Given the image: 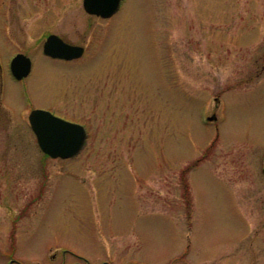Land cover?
<instances>
[{
    "label": "rangeland",
    "instance_id": "374dc122",
    "mask_svg": "<svg viewBox=\"0 0 264 264\" xmlns=\"http://www.w3.org/2000/svg\"><path fill=\"white\" fill-rule=\"evenodd\" d=\"M0 50V264H264V0H0ZM36 107L79 154L43 155Z\"/></svg>",
    "mask_w": 264,
    "mask_h": 264
},
{
    "label": "water",
    "instance_id": "95a60500",
    "mask_svg": "<svg viewBox=\"0 0 264 264\" xmlns=\"http://www.w3.org/2000/svg\"><path fill=\"white\" fill-rule=\"evenodd\" d=\"M120 2L121 0H83L82 6L87 14L106 19L118 10ZM43 53L53 58L71 60L80 57L83 48L50 35L44 43ZM10 71L17 80L26 77L30 71V60L22 54L16 55L11 61ZM211 119L214 117H209ZM28 121L41 151L51 158L66 159L75 156L86 138L81 125L67 122L45 110H32Z\"/></svg>",
    "mask_w": 264,
    "mask_h": 264
},
{
    "label": "flooded vegetation",
    "instance_id": "af4514ba",
    "mask_svg": "<svg viewBox=\"0 0 264 264\" xmlns=\"http://www.w3.org/2000/svg\"><path fill=\"white\" fill-rule=\"evenodd\" d=\"M48 35H50V34H48ZM47 35V36H48ZM46 36V37H47ZM46 37H45V39H46ZM61 38V37H60ZM45 39H44V41H45ZM64 42H67V41H65L63 38H61ZM44 43V42H43ZM43 43H42V47H43ZM68 43V42H67ZM71 44V43H70ZM75 45H78V44H75ZM81 46V45H80ZM1 51V50H0ZM17 54H23L24 56H26V57H28L29 59H30V62H31V66H30V73L33 71V69H34V63H33V60H32V58L30 57V56H28V55H26V54H24V53H21V52H17V53H15L11 58H7V64H6V67L8 68V70H9V68H10V61H11V59L15 56V55H17ZM2 55V52H0V59H1V57H3V55ZM44 55V54H43ZM44 57H46V58H50L49 56H46V55H44ZM50 59H52V58H50ZM52 60H58V61H63V60H59V59H52ZM71 61H73V60H71ZM2 69V65H0V70ZM29 73V74H30ZM26 78H23L22 80H20V81H23V80H25ZM36 108H38V107H36ZM47 110V109H46ZM53 113V112H52ZM54 114V113H53ZM54 115H56V116H58V117H60V118H63V117H61V116H59V115H57V114H54ZM63 119H65V118H63ZM65 120H67V119H65ZM83 260H85V259H83ZM86 262H85V264H88L87 262V260H85ZM60 264H63V263H60ZM101 264H107V263H105V262H102Z\"/></svg>",
    "mask_w": 264,
    "mask_h": 264
},
{
    "label": "trees",
    "instance_id": "16d2710c",
    "mask_svg": "<svg viewBox=\"0 0 264 264\" xmlns=\"http://www.w3.org/2000/svg\"><path fill=\"white\" fill-rule=\"evenodd\" d=\"M188 169V168H187Z\"/></svg>",
    "mask_w": 264,
    "mask_h": 264
}]
</instances>
